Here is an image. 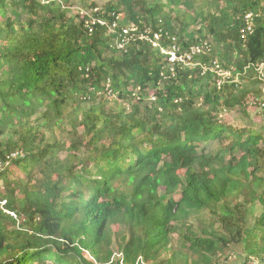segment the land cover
Returning <instances> with one entry per match:
<instances>
[{
  "label": "trees",
  "instance_id": "16d2710c",
  "mask_svg": "<svg viewBox=\"0 0 264 264\" xmlns=\"http://www.w3.org/2000/svg\"><path fill=\"white\" fill-rule=\"evenodd\" d=\"M165 1L89 34L70 0H0V264H264V126L222 120L262 97L264 0ZM131 23L173 70L118 48Z\"/></svg>",
  "mask_w": 264,
  "mask_h": 264
},
{
  "label": "built area",
  "instance_id": "2783aa9c",
  "mask_svg": "<svg viewBox=\"0 0 264 264\" xmlns=\"http://www.w3.org/2000/svg\"><path fill=\"white\" fill-rule=\"evenodd\" d=\"M98 12L99 11L97 9H95V11H93V13H91V15L84 16V17H87V19H85V22H84V27L88 31V33L89 34L93 33L97 27L105 28V30H107L109 33L116 32L115 29L119 28V26H120L119 22L121 20V17L117 16L115 14L108 15V18H106L105 16H95L94 14H96ZM249 18H250V15L247 16L248 20H249ZM111 19H113V20H111ZM249 29L251 31V27H249ZM120 33H121V36L119 38V41L117 42V46L119 49H124L131 41H133L135 39H140L143 41L151 42L154 47L161 48L162 53L169 56V58H167V60L169 61L170 70H173L172 67H173L175 62L181 61V59L178 58L177 53L175 51H169V50L163 49L161 47L160 41L163 40L161 32L153 33L150 29H146V30L140 32L139 27L135 23H131V24L126 25L123 28H121ZM152 34H153V37L151 38ZM173 41H175V39H173ZM195 51L201 52V49L196 48ZM205 71H206V69H205ZM211 71H213V72L215 71V73L219 77H222L223 79H226V80L229 77H231V73L224 72L218 66V64H214V67L211 68ZM162 76H165V75L162 74ZM109 94H111V92H109ZM153 99H155L154 96L151 97V100H153ZM258 106L264 110V93H263V97H261L260 100L258 101ZM16 156H17V154H13L12 158H15ZM7 164L8 163H6V166H7ZM2 168H3V166L0 164V171L2 170ZM1 205L2 206L5 205V202H2ZM4 211L6 213L12 215V216H15L14 213H12V212H9L6 210H4ZM251 259H252L251 264H260L257 259H253V258H251Z\"/></svg>",
  "mask_w": 264,
  "mask_h": 264
},
{
  "label": "rangeland",
  "instance_id": "374dc122",
  "mask_svg": "<svg viewBox=\"0 0 264 264\" xmlns=\"http://www.w3.org/2000/svg\"><path fill=\"white\" fill-rule=\"evenodd\" d=\"M56 2L60 3L59 0H55ZM212 2H216V0H211ZM107 0H70V8L73 16L80 15V17H84L87 15H91L95 9L98 11H102L105 3ZM163 2H166L163 0ZM258 74L264 81V65H261L258 70L256 71V78H258ZM131 89V88H130ZM260 91L264 93V83L260 86ZM154 91L150 92V96L153 97ZM115 97L112 95L108 98V104L110 106H115L113 101ZM261 98V97H260ZM248 104L246 106V113L249 115L250 119L247 118V116L242 111H232V112H225L223 113L222 120L228 121V122H252V124L256 127V129L259 132H262L263 126H264V110L261 109L257 104L256 100L253 99V96L248 98ZM16 175L21 176L20 173H17ZM259 209V208H257ZM260 210L256 211V214L259 213ZM253 223V220L248 221V225H251ZM246 260L245 253L243 251V246L238 245L234 246L230 249L229 252H227L226 257L223 259L221 264H244ZM251 264V263H250Z\"/></svg>",
  "mask_w": 264,
  "mask_h": 264
}]
</instances>
